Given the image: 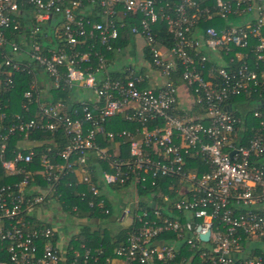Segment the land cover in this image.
I'll return each instance as SVG.
<instances>
[{
	"label": "built area",
	"instance_id": "2783aa9c",
	"mask_svg": "<svg viewBox=\"0 0 264 264\" xmlns=\"http://www.w3.org/2000/svg\"><path fill=\"white\" fill-rule=\"evenodd\" d=\"M87 2L0 0V93L14 74L29 76L20 112H8L0 98L1 166L21 176L0 188V264H264V110L253 111L257 125L244 127L227 102L264 89V0ZM231 17L243 19L198 25ZM127 18L139 19L130 31L144 40L156 75L127 67L114 78L96 50L120 51L114 42ZM159 21L173 37L169 48L153 31ZM92 53L94 67L84 64ZM178 64L200 112L177 106ZM66 87L71 102L44 101L51 88ZM119 115L133 129H107ZM46 131L55 147L40 155V168L27 169L33 146L45 142L31 135ZM112 186L127 195L119 216L129 230L100 260L102 249L69 246L75 226L60 197L73 190L109 215ZM72 210L76 218L78 205Z\"/></svg>",
	"mask_w": 264,
	"mask_h": 264
},
{
	"label": "trees",
	"instance_id": "16d2710c",
	"mask_svg": "<svg viewBox=\"0 0 264 264\" xmlns=\"http://www.w3.org/2000/svg\"><path fill=\"white\" fill-rule=\"evenodd\" d=\"M83 1H84V5H88L87 0H83ZM156 1H157V4H160L162 6L168 1L172 4L179 2V0H156ZM203 4L204 2H202V6ZM94 5H96V3H94ZM83 10L84 9H80L78 10V12L80 13V15L85 16L86 15L85 13L87 11L84 12ZM138 20H139L138 18H134V19L127 18L125 26L121 27L119 30V37L115 40L114 46L123 47L124 45H127L129 41H131L134 35L131 33L130 28H131L132 23L137 24ZM234 20H238L237 21L238 23L240 22L239 17H231L227 21L223 19L205 20L202 18L198 25L200 26V28H205L208 25L220 26L221 24H225L226 22L234 23ZM153 31L157 33V39L160 42L161 46L169 48L173 44L174 42L173 37L168 32L165 22L159 21L154 26ZM59 34H61V31H59ZM62 44L63 42L59 40V45H62ZM77 49L84 50L85 48L82 47V48H77ZM96 50L106 55L107 63H108V58L110 57V55L113 54V52L112 51L107 52L105 48L101 46L96 47ZM144 54H145V58L150 62V64H153L151 54L146 45L144 46ZM91 55H92L90 58L91 61L88 63H84V64H92L94 67L95 64H99L98 59L94 55V53H92ZM251 62L253 63V60H251ZM213 65H219V64H213ZM222 65L225 66L226 64H222ZM181 71H182V67L180 64H178L177 72H175L172 77V80L174 81L176 85H179L182 81ZM111 75L114 78H118V77H121L123 74L113 73ZM11 78H12V84H13L12 88L5 93L1 92L0 98H1L2 103L6 105L5 109L8 112H20V103L23 99L22 93H23V90L25 88L27 81L29 80V76L24 73H16ZM250 92L251 93H243L238 96L231 97L227 101L228 104L232 105L231 110L233 111V113L237 117H239L241 121H243L242 123H240V125L244 127H248L251 125H257L258 120L255 117H253V111L255 109L264 110V106L262 105L260 106L259 104H257V106L254 107L252 110L249 109L248 107H245L246 103L250 104L254 101L258 103V99L264 98V89L262 90L260 88H257L256 90L251 89ZM71 93H72V89L68 87H66L65 90L62 88L60 89L51 88L49 90V95L45 97L44 101L47 102L50 99H53V100L63 99L67 102H71V96H70ZM181 113H183V111H181ZM105 126L109 130L133 129L134 127L130 122L125 120L120 115L115 118L109 119L105 123ZM53 137L54 135H52L51 133L47 131L43 133H39L37 135H34V134L31 135L32 140H43L45 142L43 144H35L33 146V149L36 151V155H35L34 161L26 167L27 169L32 170V169H35L36 167L40 168L39 167L40 155L46 152L47 147L49 146L55 147L54 140L51 139ZM61 143H63V140H61ZM14 144H15L14 142L11 143V147H15ZM52 160H54V158ZM101 166L102 167L106 166L104 161H101ZM19 179H21V176H11V175L6 174L5 170L1 166V161H0V188L3 185H6L13 181H17ZM36 181L41 182V184L44 186L47 184L45 179H42L40 176L39 178H37ZM81 188L84 189V186H82ZM116 190H119L117 186L110 187V191L112 192V194L118 195V192H116ZM76 191H78V189H76ZM148 193L149 192L147 190L146 191L140 190L141 197L148 195ZM109 202L111 201L109 200ZM109 202L108 204L110 207V213L109 215H105V214H102L98 210L91 209L88 206V200L87 199L81 200L79 196L74 194L73 190H70V191L62 190V195L60 197V204L62 207L63 214L67 218L66 219L67 223H72V225L75 224V226L78 227L77 230L79 231L75 235L76 240L72 241L69 244V246H73V248L79 250L81 253H82V248L80 247L81 244H84L85 246L90 247L95 252L102 249L103 253L101 254H98V252L95 253L96 255L99 256L100 260H103V258L106 255H109V256L112 255L113 249L118 245V243H120L123 240L129 228H125V229L121 228L119 231H115V230H111L110 226L107 224L102 226L103 221L106 220L108 217H110L113 213L112 212L113 210ZM141 204L147 205L148 203L146 201H143L142 199ZM73 205H78L80 209L78 214L76 215V218L73 217L74 216V213L72 210ZM97 219H100V223L97 222ZM2 256H3V253L0 252V259H2Z\"/></svg>",
	"mask_w": 264,
	"mask_h": 264
},
{
	"label": "crops",
	"instance_id": "0c3cea01",
	"mask_svg": "<svg viewBox=\"0 0 264 264\" xmlns=\"http://www.w3.org/2000/svg\"><path fill=\"white\" fill-rule=\"evenodd\" d=\"M84 12H86V10H83ZM87 13V12H86ZM55 17V16H54ZM243 18L242 17H239V21H241ZM46 37L45 39H42V43L44 44H48L50 42V39L49 37L52 36V34L50 33L49 29H48V26L46 27ZM139 39H142L140 37H137ZM136 36H133V38L131 39V41L128 42L127 45H124L123 47L121 46H117L120 48V51L119 52H113L112 55H110V57L108 58V69L110 71L111 74L113 73H119L121 74L122 71L127 68V67H133L135 69V71H138L140 73H148L150 75H156L155 73V70H153V68L151 67V64L150 62L145 58V54H144V46H145V42H143L142 46H143V55H144V58L149 62V66L147 68H144L143 70H137L136 69V66H134L132 63L130 62H126V59L131 57L133 55V53L135 54L136 53V48L138 46V42L139 39H137ZM180 91H183V92H180ZM178 92H179V98H178V108L181 109V110H195V111H199L200 112V109H195L196 105L194 103V100H193V97L189 94L188 90L186 89V87L184 86L183 82L181 81V83L178 85ZM190 96L192 98V101L190 103L186 102V103H183L185 100L186 101V98ZM251 104H253V108L256 107V102H252L250 104L246 103L245 104V107L246 106H250ZM251 108V110L253 109ZM95 158H93L94 160ZM259 161L264 164V156L262 158L259 159ZM112 203L114 202V207H115V211L116 213L115 214H112L110 217H108V221L109 223H105L103 221V224H107L110 226V229L111 230H115V231H119L121 228H123V220L121 221L120 220V212L123 208V205L125 204L126 200H127V195H120V194H112L110 196ZM49 206V205H48ZM47 206V207H48ZM46 207V208H47ZM51 210L50 207H48V210ZM53 207H52V210L51 211H48L50 212V214H54L53 212ZM113 223V225L111 224Z\"/></svg>",
	"mask_w": 264,
	"mask_h": 264
},
{
	"label": "rangeland",
	"instance_id": "374dc122",
	"mask_svg": "<svg viewBox=\"0 0 264 264\" xmlns=\"http://www.w3.org/2000/svg\"><path fill=\"white\" fill-rule=\"evenodd\" d=\"M28 13L31 14L32 12L29 11ZM237 21L238 20H234V23L235 24L238 23ZM55 23H56V21L54 22L53 25H55ZM137 37H140V36H136V38ZM137 39H139V38H137ZM142 40L143 39H139L140 42H138V46H137V48L135 50L136 53L135 54L133 53V55L131 57H129V58L126 59V62L132 63L134 66H136V69L139 70V71L140 70H143L144 68H147L149 66V62L144 58V55H143V46H142V44H143L144 40H143V42H142ZM180 92H183V91H180ZM183 101H184L183 103H186V102L190 103L192 101V98L190 96H188L186 98V101L185 100H183ZM246 107H248L249 109H251V108H253V104H251L250 106H246ZM110 205H111V208L113 210L112 211L113 212L112 214H115L116 211H115V207H114V202L112 203V201H111L110 202ZM104 222L107 223V224L109 223L108 219L104 220ZM111 224L113 225V223H111ZM74 226H75V224H74ZM77 229H78V227H76V226L73 227V231L75 233L78 232Z\"/></svg>",
	"mask_w": 264,
	"mask_h": 264
},
{
	"label": "water",
	"instance_id": "95a60500",
	"mask_svg": "<svg viewBox=\"0 0 264 264\" xmlns=\"http://www.w3.org/2000/svg\"><path fill=\"white\" fill-rule=\"evenodd\" d=\"M232 153H234V151H232ZM204 238L208 237V234L203 235Z\"/></svg>",
	"mask_w": 264,
	"mask_h": 264
}]
</instances>
